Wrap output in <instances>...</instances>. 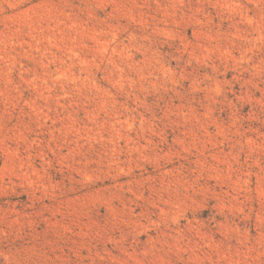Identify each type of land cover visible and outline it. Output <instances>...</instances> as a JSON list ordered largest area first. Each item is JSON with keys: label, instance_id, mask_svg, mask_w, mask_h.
<instances>
[{"label": "rangeland", "instance_id": "374dc122", "mask_svg": "<svg viewBox=\"0 0 264 264\" xmlns=\"http://www.w3.org/2000/svg\"><path fill=\"white\" fill-rule=\"evenodd\" d=\"M231 3L0 0V264H264V4Z\"/></svg>", "mask_w": 264, "mask_h": 264}, {"label": "clouds", "instance_id": "9594fccd", "mask_svg": "<svg viewBox=\"0 0 264 264\" xmlns=\"http://www.w3.org/2000/svg\"><path fill=\"white\" fill-rule=\"evenodd\" d=\"M205 2H206V0H205ZM249 2H251V0H249ZM261 3L264 4V0H261ZM229 7L231 9H233L234 11H236L237 13H239L243 9L244 5L241 3V0H232V3L229 5ZM260 39L264 40V36H261ZM166 76H167V74H165V79H166ZM147 123H148L147 121H140L139 131L141 133L146 131L144 125ZM147 131L151 132V128H148ZM152 134L155 135L154 132ZM204 135L209 136L210 134L207 132V130H205ZM211 135H216V134L213 133ZM141 138H143V137H141ZM149 143H150V141H149ZM135 151L138 153H142V150L139 148L135 149ZM137 159H144V157L142 155H139V156H137ZM131 163L134 165L135 161H131ZM180 188L182 189V191L184 193H188V192L193 191V189L184 188L183 186H180ZM164 192H167V188L164 189ZM181 203H183V201H181L180 203H174L168 208L167 212L161 213L162 220L160 223L161 224L166 223V224H171V225H177L179 220L183 218L182 212L180 211V204Z\"/></svg>", "mask_w": 264, "mask_h": 264}]
</instances>
